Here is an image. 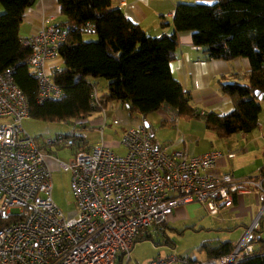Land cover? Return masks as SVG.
Instances as JSON below:
<instances>
[{"label": "built area", "instance_id": "2783aa9c", "mask_svg": "<svg viewBox=\"0 0 264 264\" xmlns=\"http://www.w3.org/2000/svg\"><path fill=\"white\" fill-rule=\"evenodd\" d=\"M66 37L65 29L48 25L22 40L32 50L26 65L37 79L41 104L64 98L53 79L59 69L51 71L48 64L61 59ZM91 105L101 106L97 88ZM28 119V99L8 69L0 74V224L8 223L0 227V264H130L137 239L167 224L179 207L198 204L217 216L239 196L264 200L263 171L243 178L217 171L218 160L234 158L235 153L189 156L155 140L143 123L123 133L119 145L126 154L101 141L80 151L70 166L58 162L72 172L76 214L67 217L54 200L45 148L24 128ZM172 122H179L174 110ZM113 125L120 122L114 119ZM64 143L62 137H48L43 145ZM263 216L264 201L232 254L199 261L171 253L149 264H235L255 252L250 240Z\"/></svg>", "mask_w": 264, "mask_h": 264}, {"label": "trees", "instance_id": "16d2710c", "mask_svg": "<svg viewBox=\"0 0 264 264\" xmlns=\"http://www.w3.org/2000/svg\"><path fill=\"white\" fill-rule=\"evenodd\" d=\"M58 1L65 20L56 27L65 29L67 37L60 48L64 67L54 72L53 79L64 91V98L41 104L37 79L26 65L32 50L19 35L26 11L37 0H0L4 10L0 14V74L13 70L15 84L28 99L31 119L83 120L120 102L130 117L145 120L163 107L171 108L181 119L202 121L221 139L259 128L264 99V0L180 4L174 32L162 37L149 36L130 22L121 9L113 7L112 0ZM90 32L96 34V41L85 40ZM183 32L192 33L193 45L203 50L206 60H249L248 73L219 79L221 93L229 96L234 106L232 113L198 112L190 93L173 77L171 63L178 57ZM100 79L108 81L107 91L100 95L101 106L93 107V81ZM263 223L264 216L250 240L255 252L235 264H264ZM150 237L148 233L136 243ZM236 247L231 242L204 245L208 258L232 254Z\"/></svg>", "mask_w": 264, "mask_h": 264}, {"label": "crops", "instance_id": "0c3cea01", "mask_svg": "<svg viewBox=\"0 0 264 264\" xmlns=\"http://www.w3.org/2000/svg\"><path fill=\"white\" fill-rule=\"evenodd\" d=\"M112 2L114 8L121 9L130 22L140 26L149 36L162 37L174 32V16L178 5H213L216 0H112ZM0 11H3L1 6ZM64 20L58 0H37L36 4L25 13L24 22L20 27V38L23 40L36 35L42 31L44 26H57ZM163 24L166 27H163ZM91 36V40H97L96 34L91 32L86 33L84 38L86 40V37ZM55 67L63 68V60H54L48 64V69L51 71H55ZM250 70L251 65L246 58L232 61L206 60L203 56V50L193 45L191 32H183L179 35L178 57L171 63L173 77L190 93L195 110L213 112L219 115H228L234 110L230 97L223 95L220 91L219 79L232 74H246ZM93 83L96 84L100 95L107 91L108 81L100 79L93 81ZM261 107L259 128L252 133H242L227 139H220L216 133L210 134L204 123L202 127L200 121H186L179 118L178 124L175 125L176 140H171L170 144H173L177 150L185 151L189 156H199L208 152L235 153L236 157L234 158L219 159L217 171L231 172L238 178L258 175L264 169V100L261 102ZM172 111L171 108L163 107L145 120L142 116L130 117L120 102H113L108 105L104 113H96L86 119L77 120V122L84 123L90 129L100 132L102 137L104 131L112 127L114 119L120 122V125L116 127L120 128L122 135L128 129L140 127L147 122L154 132L155 139V127L159 119L165 123H173ZM104 122L106 126L103 129ZM193 128L203 131V149L200 151L191 148V144L194 141L197 142L196 139L194 141L191 139L192 141H189L188 144L184 137L185 132L187 133ZM101 140L104 141L103 138ZM105 144L110 148L113 146L109 142H105ZM263 201V198L254 195L235 198V203L231 208L222 209L215 216L216 219L214 220L220 224L217 228L222 231L226 228L231 232H244L261 212ZM201 207L198 204H189L175 209L167 226L182 221H196L198 216L193 209ZM227 242L233 243L226 236L218 241V243ZM205 259H208L207 255Z\"/></svg>", "mask_w": 264, "mask_h": 264}, {"label": "rangeland", "instance_id": "374dc122", "mask_svg": "<svg viewBox=\"0 0 264 264\" xmlns=\"http://www.w3.org/2000/svg\"><path fill=\"white\" fill-rule=\"evenodd\" d=\"M3 12L4 10L0 11V14ZM91 39L92 36L86 37V41L88 42L96 41ZM202 124L203 122L200 123L203 127ZM24 128L30 135L39 140L40 147L45 148V154L53 170L54 200L67 217L76 214V202L72 189V172L60 168L58 162L62 161L69 166L74 164L76 156L80 151L89 149L98 141L100 143L102 141L101 138H103L105 142H109L113 145L112 149L117 154H126L124 147L119 145L122 132L120 128L114 125L104 131L103 137L100 132L94 131L86 124L79 123L76 120L68 122H45L30 118L24 122ZM155 129V139L159 142L171 143V140H176V127L174 123H165L159 119ZM208 132L214 134L210 130ZM48 137H53L55 139L62 137L65 143L48 148L44 147L43 142ZM184 137L188 144L189 141H192L191 139H193V141L194 139L197 140V142L194 141L191 144V148L197 151L203 149V131L201 129L193 128L191 131L185 132ZM193 210L196 216H198L196 221H182L177 224L166 226V228H162V226L158 227L156 228L157 232L152 231L150 233L151 237L149 239L138 241L135 244L130 264H149L156 257L166 256L171 253H175L181 257H194L199 261L204 260L206 257L204 245L216 244L221 238L226 236L229 237L236 246H239L250 228H247L244 232H231L226 228L222 231L217 228L220 224L214 220L216 217L210 215L204 207L195 208ZM255 235L257 236L258 234ZM262 235L264 237V233Z\"/></svg>", "mask_w": 264, "mask_h": 264}, {"label": "water", "instance_id": "95a60500", "mask_svg": "<svg viewBox=\"0 0 264 264\" xmlns=\"http://www.w3.org/2000/svg\"><path fill=\"white\" fill-rule=\"evenodd\" d=\"M262 98H263V97L261 96V99H262ZM263 100H264V99H263ZM145 125H146V127L149 129V132H150L151 136L154 137V132H153V130L150 128L149 124H148L147 122H145Z\"/></svg>", "mask_w": 264, "mask_h": 264}]
</instances>
